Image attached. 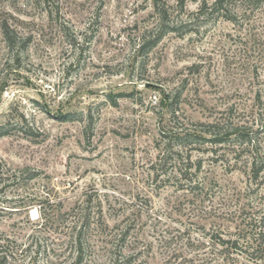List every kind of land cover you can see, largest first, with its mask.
I'll use <instances>...</instances> for the list:
<instances>
[{"label":"rangeland","instance_id":"rangeland-1","mask_svg":"<svg viewBox=\"0 0 264 264\" xmlns=\"http://www.w3.org/2000/svg\"><path fill=\"white\" fill-rule=\"evenodd\" d=\"M183 1L158 0L180 29L143 56L154 0H0V260L74 263L72 226L90 213L82 264H111L110 232L127 236L120 264H202L203 242L261 208L239 144L176 136L260 127L264 1L236 22Z\"/></svg>","mask_w":264,"mask_h":264},{"label":"trees","instance_id":"trees-1","mask_svg":"<svg viewBox=\"0 0 264 264\" xmlns=\"http://www.w3.org/2000/svg\"><path fill=\"white\" fill-rule=\"evenodd\" d=\"M264 0H202V4L199 9L198 17H207L213 13L218 14L226 20L236 22L238 14L242 13L243 6L249 4L250 8L259 9L262 7ZM180 2H184L180 0ZM158 0H154V7L157 18V25L155 28L145 31L138 44V54L147 55L150 50L154 49L162 38L169 32L179 31V26L170 22L169 13L164 6L158 4ZM206 11V12H204ZM2 31L5 34L9 49L15 46V36L10 34V28L7 24L2 25ZM165 99V98H164ZM258 103L261 105L260 110L257 112L258 116L255 118V123L259 122L260 127L257 130L246 125H228L227 123L217 121L215 123L208 124V129L201 130L198 134L187 132L185 134H177L176 137L181 141L179 146H185L184 141L188 138L194 137V142L208 141L214 145H228L231 143L240 145L241 155L247 154L251 162V175L254 183L264 184V151L262 150V142L259 139L258 134L264 132V94L258 96ZM261 128V130H260ZM172 131V130H170ZM167 133V132H166ZM4 135V134H1ZM166 142V151L170 153L172 150L169 145L172 144V139L168 134L164 136ZM182 168H177L179 173H182ZM39 218L36 222L38 228H42L46 221L52 219L42 208H38ZM70 215V214H69ZM237 215V227L236 232L230 235H224V233H214L205 242L202 243L204 251V258L201 260L202 264H226L239 261L241 257H246L247 260L264 264V202L261 208L256 212L241 211ZM62 217V216H61ZM81 217L84 218V222L80 228L77 224L72 226L73 236L72 240L76 244L77 259L72 264H82L84 260V237L87 229H90L91 214L85 213ZM100 219L102 216H99ZM56 218V216H55ZM59 218V216H58ZM102 233L103 228L97 226ZM75 231V232H74ZM117 234L105 233L103 234V240L106 246V251L110 254L111 264H120V257L124 255V243L126 242V234H120V238ZM118 241V244L117 242ZM111 245V247H110ZM126 264H130L131 256L126 260ZM0 264H7L5 256L0 260Z\"/></svg>","mask_w":264,"mask_h":264}]
</instances>
